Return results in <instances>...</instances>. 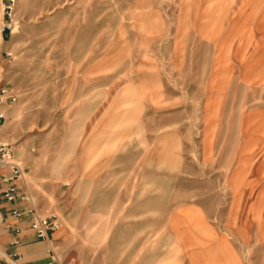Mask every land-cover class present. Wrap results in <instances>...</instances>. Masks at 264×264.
<instances>
[{"label":"rangeland","instance_id":"rangeland-1","mask_svg":"<svg viewBox=\"0 0 264 264\" xmlns=\"http://www.w3.org/2000/svg\"><path fill=\"white\" fill-rule=\"evenodd\" d=\"M191 1L16 0L0 64V86L16 100L4 107L0 140L10 144L38 209L59 221L51 240L59 263L133 264L143 245L159 243L158 235L111 232L133 224L124 219L126 196L143 195L144 161L159 148L154 136L163 129L178 138L168 142L162 171L152 158L153 234L198 228L199 212V228L230 233L242 263L264 264V172L256 171L262 145L246 157L239 146L250 135L234 124L256 103L248 93L235 107L239 67L230 55L246 44L248 29L231 28L229 14L209 11L212 0ZM155 87L162 101L150 97ZM221 97L231 109L222 103L216 128L207 121L216 118L210 101L215 107ZM128 151L130 166L122 161ZM113 160L129 168L122 179L136 184L97 191L96 173ZM240 168L247 172H235ZM103 193L114 197V207L96 213ZM168 240L173 245L175 238Z\"/></svg>","mask_w":264,"mask_h":264},{"label":"crops","instance_id":"crops-1","mask_svg":"<svg viewBox=\"0 0 264 264\" xmlns=\"http://www.w3.org/2000/svg\"><path fill=\"white\" fill-rule=\"evenodd\" d=\"M195 1L196 0L191 1V4L194 6ZM2 3L3 2L0 0V24L4 19ZM209 5H211V8L209 9L211 12H224L226 18L228 17V14L230 15L229 26L231 28L239 25L240 27L248 29L245 38L246 44L244 45L242 41L239 53L230 55V60L237 61L239 67L238 76H236L239 79V86L236 84V86L234 85L233 87L236 92H239L240 100H236L235 107L238 106L239 109L242 107L244 103L243 100L244 98H247L246 95L248 93L256 94V103L244 114L242 113L241 118L236 120L234 124H240V132L242 134L245 132V134L250 135H247L239 146L240 151L242 153L244 152L246 157H248V151H250L252 147L258 148V145L261 143L262 146L257 150L256 156L258 157L261 154L262 160L260 164H257L256 171L264 172V0H212V3ZM237 15L239 18H236ZM210 23H214L213 27H215V22ZM5 35V32L0 30V64L7 53ZM232 38H230V40ZM225 59L226 61L228 60V58ZM226 66L227 65L225 64V67ZM232 70L233 67L231 65L229 73V77H231L230 81L235 77L233 76ZM226 71L227 69L224 70L227 74ZM151 77V85L158 86L160 80L157 74H152ZM157 88L158 87L150 89V97L156 100L158 99L157 96H159L160 101H162L160 90L158 91ZM98 93H100V91L96 89V110L99 109V104L103 103L102 97L100 103L98 102ZM225 93L226 92L224 91L223 94ZM225 97L226 94L224 95V98ZM224 98L221 97L218 104L216 105L215 103V107L210 101L211 108L209 109L213 110V113L216 111V118L215 120L207 118L209 119L207 121L209 125H212L215 122L214 125L216 124V128L222 103H224V108L226 110L230 108V106H226L227 102ZM229 101H231V98ZM209 114H211V111ZM95 119L96 123H98L102 117L97 114ZM215 131L216 129L214 130L213 135L215 134ZM210 134H212V132H210L209 135ZM98 135L99 134L97 133V137ZM177 138L178 134L176 132L168 133L167 131L160 129L156 133L154 141L159 142L157 144L159 148L155 147L154 149H151L147 155V160L144 161L143 166V180L138 182V184H143V195L138 197L136 194L131 197L126 196L128 202L124 213V219L128 222H133V224L128 223L127 227L122 229L114 227L111 236L114 238L124 236L128 238H141L158 235V237H160L159 243L154 247L152 244L143 245V250L140 252L141 255L133 262V264H245L241 262L237 249L228 239L230 233H218L214 229H209L208 227L205 229L199 228L200 220H203L199 212L193 211V220L194 222H197L196 224L198 228H176L170 231L154 229L156 230L154 232H157V234H153V199L151 195L152 158L155 156L156 166H159V170L162 171L161 168L162 166H166L169 151H171L169 150L170 144H168V142L171 140L173 141L174 139L177 140ZM212 138L213 136L208 137L207 141H212ZM123 156L124 158L122 161L126 164L129 163L130 166V156H132L130 151ZM99 160L100 159L97 160V164L100 163ZM114 162L115 161L113 160L111 165H108L106 171L103 170L101 173H96L95 184L97 191L103 188H111L112 190L115 189L117 192L121 184H136L131 181L129 175L126 179H122L121 174L125 172L128 174L129 168L127 171L124 169L126 166L118 169L116 166L117 164ZM97 168H100V166L98 165ZM163 169L165 171V168ZM155 171H157V169ZM235 172H247V169L240 168L239 170L236 169ZM106 197L105 193H103L101 197H96L94 208L96 213H104L106 210L104 209V206L107 204L114 207V197H112L113 199L111 198V200L108 198L105 200ZM12 206H20V204H7L0 198V264H46L51 257L56 258L51 246V240L54 238V234L57 230L49 235L48 240H37L28 229L26 219L16 221L9 215L8 208ZM192 208L195 210V207ZM157 210L154 211L157 212ZM13 225L18 226L21 229L17 235L19 238L18 244H12L15 234L11 231L10 226ZM239 232L240 237L245 236L242 230H239ZM262 236H264V234H262ZM168 237L175 238L173 245H169ZM204 237H207L208 239H203ZM137 247L135 242L134 248ZM128 264H132L131 261H129Z\"/></svg>","mask_w":264,"mask_h":264},{"label":"built area","instance_id":"built-area-1","mask_svg":"<svg viewBox=\"0 0 264 264\" xmlns=\"http://www.w3.org/2000/svg\"><path fill=\"white\" fill-rule=\"evenodd\" d=\"M4 19L0 30L10 32L13 28V11L16 0H1ZM8 55V53H6ZM16 100V94L6 85L0 86V124L4 119V107ZM24 170L13 158L11 146L0 140V198L7 204H20L8 208L9 215L16 221L26 219L27 227L37 240H48L49 235L59 228V221L54 214H43L37 207L32 194L24 182ZM22 182V184H19ZM9 227V226H7ZM15 234L12 244H18L20 232L18 226H10ZM46 264H62L51 257ZM73 264V263H66Z\"/></svg>","mask_w":264,"mask_h":264},{"label":"bare ground","instance_id":"bare-ground-1","mask_svg":"<svg viewBox=\"0 0 264 264\" xmlns=\"http://www.w3.org/2000/svg\"><path fill=\"white\" fill-rule=\"evenodd\" d=\"M10 260H12V259H10ZM12 264V263H11Z\"/></svg>","mask_w":264,"mask_h":264}]
</instances>
